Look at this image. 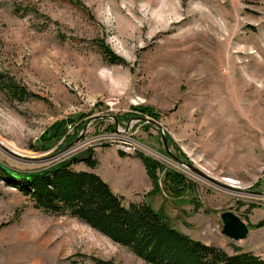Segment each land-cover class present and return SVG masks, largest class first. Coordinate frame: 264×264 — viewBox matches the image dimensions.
Wrapping results in <instances>:
<instances>
[{
  "label": "rangeland",
  "instance_id": "374dc122",
  "mask_svg": "<svg viewBox=\"0 0 264 264\" xmlns=\"http://www.w3.org/2000/svg\"><path fill=\"white\" fill-rule=\"evenodd\" d=\"M77 1L0 0V142L42 157L64 146L57 145L59 137L39 140L51 124L74 119L72 136L92 116L128 114L114 130L107 129L113 118L92 120L82 138H93L87 147L95 153L113 146L139 159L118 167L104 162L109 177L122 183L113 191L123 193L125 203L146 201L195 239L264 259V226L236 241L221 233L220 222L226 210L247 225L263 219L264 195L231 193L190 173L167 155L157 126L134 118L153 117L132 109L157 113L153 119L182 160L221 183L231 178L235 187L264 192V0ZM101 39L125 63H109L97 45ZM8 80L26 96L14 97ZM129 121L124 134L158 155L117 147ZM106 133L116 136L99 139ZM88 148L73 154V168L87 170L80 159ZM136 152L183 173L189 183L177 191L160 174L156 188ZM64 157L27 163L0 148V161L21 172H38ZM16 183L0 179V264H95L89 256L148 264L77 219L34 207Z\"/></svg>",
  "mask_w": 264,
  "mask_h": 264
},
{
  "label": "trees",
  "instance_id": "16d2710c",
  "mask_svg": "<svg viewBox=\"0 0 264 264\" xmlns=\"http://www.w3.org/2000/svg\"><path fill=\"white\" fill-rule=\"evenodd\" d=\"M80 4L79 1L73 0ZM102 55L109 63L123 64L124 59L114 53L109 45L101 39L97 43ZM0 74V82H3ZM5 87L14 97L22 99L25 89L16 82L8 80ZM139 111L157 119V113L151 108L132 106ZM128 114L117 117L119 121ZM78 123L77 127L81 128ZM146 126H150L146 123ZM115 122L107 129L114 130ZM75 132L62 145L73 140ZM169 142V141H168ZM61 145V146H62ZM47 146L40 145L45 149ZM121 155L125 152L119 149ZM142 161L146 173L159 188V176L171 182L180 191L182 185L189 183L183 173L174 171L158 160L136 152ZM76 159H62L38 172H28L27 178L8 176L0 169V179L7 185L17 184L19 190L28 195L34 207L55 215H66L77 219L95 231L116 242L148 264H264V259L239 247L229 253L221 247L205 243L172 226L165 217L146 201L136 203L124 202L122 195L115 193L109 184L98 174L89 170H77L72 167ZM86 167L94 168L97 159L91 148L80 159ZM264 226V218L249 224V228ZM95 264H111L98 257H88Z\"/></svg>",
  "mask_w": 264,
  "mask_h": 264
},
{
  "label": "water",
  "instance_id": "95a60500",
  "mask_svg": "<svg viewBox=\"0 0 264 264\" xmlns=\"http://www.w3.org/2000/svg\"><path fill=\"white\" fill-rule=\"evenodd\" d=\"M106 117L107 118H113L115 121V124L118 125V119L115 115L108 114V115L92 116V117H90V119H88L86 121V123L83 125L82 130L76 135V137L73 140H71L70 142L66 143L63 147L57 149L53 153L46 155V156H42V157L26 156V155L20 154L19 152L14 151V150L4 146L1 142H0V148L2 150H4L8 155H10L11 157H13L14 159H17V160L27 162V163L42 162L48 158L62 154L64 151L68 150L70 147H72L76 143H78L83 138V136L86 132L87 126L92 120L99 119V118H106ZM134 118L136 120H141L144 122L151 123V124L158 127L160 138H161V141L163 144V148H164L165 152L167 153V155H169L173 161H176L177 163L182 165L183 168H185L187 171H189L190 173H192L196 176H200V177L205 178V179H207L213 183L229 187L226 184L221 183L220 181H217L214 177L208 175L207 173L202 171L200 168L196 167L194 164L186 162V161L182 160L181 158H179L170 149L166 133L163 130V126L161 125V123L158 120H155V119L149 118V117H145V116H135ZM70 122H74V119H72L70 117H66V118H63V119L51 124L46 130H44L42 135L39 137V140L48 141V140H53V139H56V138L62 136L64 134L65 124L70 123ZM129 123H130V121L127 123L123 132H125V133L128 132ZM52 128H54V131L51 134H48L50 129H52ZM72 159H76V157H72ZM0 169L3 172H5L8 176H13L14 178H17V179L27 178L28 175H30V174H28V172H21V171L14 170L11 167H9L8 165H6L5 163H3L2 161H0ZM229 188L235 189L237 191L248 192V193H251L252 195H256V196H263L264 195V192H262V191H253V190H249V189H241L240 187H236V188L235 187H229ZM220 222H221V233L223 235H225L226 237H228L232 240H236V241L244 239L247 237L248 232H249L248 225L234 212H232L230 210H226V211L221 212L220 213Z\"/></svg>",
  "mask_w": 264,
  "mask_h": 264
},
{
  "label": "built area",
  "instance_id": "2783aa9c",
  "mask_svg": "<svg viewBox=\"0 0 264 264\" xmlns=\"http://www.w3.org/2000/svg\"><path fill=\"white\" fill-rule=\"evenodd\" d=\"M73 129H74V123H72V122L66 123L65 124V127H64V134L59 137V141H58L57 145H59V144L62 145L63 144L62 142L65 141V139H67L68 137L71 136V134L73 133ZM119 132L121 133V135H119V137H121L122 139L120 138L121 140L118 141L119 144L117 145V147H125V150H127L129 152H135V151H138V150H140L142 148L148 149L146 146H143V145L139 144L132 137H129L128 135L124 134L125 132L120 131V130H119ZM114 136H116V133H114V134H112V133H106L104 135H100L99 136V139H108V140H111L112 138H115ZM92 140H93V138H87V139L85 138L83 140L81 139L74 146L70 147L68 150H66L65 152L62 153L63 156H65L64 159L70 158L76 152L81 151L82 149L88 148L87 146L90 144V142ZM56 146H54L53 149H55ZM148 150L149 151H152L150 149H148ZM152 152H154V151H152ZM154 153H156V152H154ZM66 156H69V157H66Z\"/></svg>",
  "mask_w": 264,
  "mask_h": 264
},
{
  "label": "crops",
  "instance_id": "0c3cea01",
  "mask_svg": "<svg viewBox=\"0 0 264 264\" xmlns=\"http://www.w3.org/2000/svg\"><path fill=\"white\" fill-rule=\"evenodd\" d=\"M94 156L97 159V165L94 168L87 167V170L93 171L96 174H98L103 180H105L109 184V186L112 188V190H113L114 186L116 185L115 184L116 182L119 185H122V183L116 181L112 177H109L108 173L105 170L104 162L112 161L114 164H110V165L112 167H116V166L118 167L119 165H123L124 162L122 160H125V161L138 160L139 161V159L137 157H129L126 155H121L119 150H117V148L113 147V146L96 148V153L94 151ZM81 170H83V169H81ZM133 187H135V186L133 185L131 188H133ZM118 194L124 195L121 192H118Z\"/></svg>",
  "mask_w": 264,
  "mask_h": 264
},
{
  "label": "bare ground",
  "instance_id": "6f19581e",
  "mask_svg": "<svg viewBox=\"0 0 264 264\" xmlns=\"http://www.w3.org/2000/svg\"><path fill=\"white\" fill-rule=\"evenodd\" d=\"M65 152V151H64ZM154 154H156V153H154ZM61 155V154H60ZM60 155H56V157H59ZM55 157V156H54ZM49 160V159H48ZM200 177V176H199ZM202 178V177H201ZM203 179H205V178H203ZM205 180H207V179H205ZM207 181H209V180H207ZM223 183H226L227 184V186H229V187H235V186H238L237 184H238V182H236L235 180H233V179H231V178H224L223 180ZM213 183V182H212ZM229 187H227V188H229ZM236 188V187H235ZM233 190H235V189H232L231 191H229V192H231V193H240V192H238V191H233Z\"/></svg>",
  "mask_w": 264,
  "mask_h": 264
},
{
  "label": "flooded vegetation",
  "instance_id": "af4514ba",
  "mask_svg": "<svg viewBox=\"0 0 264 264\" xmlns=\"http://www.w3.org/2000/svg\"><path fill=\"white\" fill-rule=\"evenodd\" d=\"M54 131V128L50 129L49 133L48 134H51L52 132ZM52 140H49V141H45V142H50ZM58 148V147H57Z\"/></svg>",
  "mask_w": 264,
  "mask_h": 264
}]
</instances>
